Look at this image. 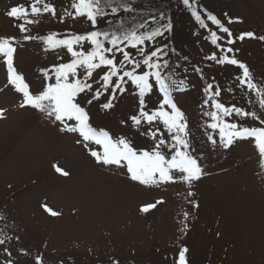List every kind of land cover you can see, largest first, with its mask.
<instances>
[{"label": "rangeland", "instance_id": "rangeland-1", "mask_svg": "<svg viewBox=\"0 0 264 264\" xmlns=\"http://www.w3.org/2000/svg\"><path fill=\"white\" fill-rule=\"evenodd\" d=\"M173 1L144 3L147 11H162ZM50 2L59 16L71 0ZM29 3L31 0H0V37L15 36L21 41L15 66L36 93L45 84L41 70L68 62L70 56L66 50L44 52L40 41L22 40L23 34L15 26L18 22L6 11ZM198 6L197 11L207 20L205 26L179 6L174 14L172 39L161 43L174 47L175 52L170 53L172 63L179 55L185 60L176 71L180 77L174 78L183 81L185 90L173 96L186 113L193 147L202 154V164L210 173L192 189L196 196L190 199L199 202V209L187 202L184 184L145 188L130 181L124 169L96 164L76 143V134L59 131L56 124L35 110L18 108L19 95L6 88L0 92V108L7 109L6 119H0V216L6 218L0 220V238L13 237L7 247L13 253L14 264H34L38 254H43L45 264H112L113 258L120 264H174L180 245L189 247L190 264H264V168L260 167L258 151L249 141L238 142L230 150L213 149L207 141L211 130L206 129V123L210 119L204 114L211 110L204 106L209 83L222 90L218 99L225 105L258 111L255 95L237 80L242 70L221 65L210 56L220 58L226 54L221 46L232 47L235 51L228 55L234 54L249 66L255 82L264 86V39H259L264 37V0H200ZM203 12L229 27L233 37L253 32L257 39L227 44L226 34ZM229 18L240 22L229 23ZM29 27V34L34 36L90 30L87 22L69 19L61 23L50 16ZM212 32L225 39L213 45ZM6 75L0 59V88L6 83ZM93 79H97L96 74ZM89 98L82 97L81 103L89 111L94 127L106 129L114 137H127L136 148L150 147V137L143 129L137 130L130 119L138 111L131 85L108 112L101 107L107 96L90 105L86 103ZM161 99L157 84L148 98V108L155 109ZM233 119L247 126L258 125L251 118ZM57 165L70 175L57 173ZM161 198L166 203L156 210L148 214L138 211L141 205ZM43 204L62 215L50 216ZM183 211L192 215L190 231L181 238L179 221ZM19 249L27 250L29 255H21ZM5 258L0 246V262Z\"/></svg>", "mask_w": 264, "mask_h": 264}, {"label": "snow or ice", "instance_id": "snow-or-ice-1", "mask_svg": "<svg viewBox=\"0 0 264 264\" xmlns=\"http://www.w3.org/2000/svg\"><path fill=\"white\" fill-rule=\"evenodd\" d=\"M136 0H71L70 6L58 16L55 4L50 0H31L29 4H17L6 11V15L17 21L15 25L22 33L24 42L40 41L44 52L66 50L70 60L41 70L45 80L44 87L34 93L15 66L18 47L21 41L15 36L0 37V59L6 68V83L0 92L11 88L20 97L17 107L32 109L53 124L59 131L76 134V140L87 150L95 163L110 169H124L127 178L145 188H161L181 183L186 185V199L193 209L200 204L195 199L192 189L210 173L202 164L203 156L197 153L192 144L189 122L185 111L172 95V89L179 87L174 79L170 53L175 49L161 40H167L173 32V23L165 13L152 11L142 12L136 7ZM183 4L192 8V15L201 20L200 13L193 7L192 0H183ZM44 16L66 20L84 21L90 30L83 33H66L61 35L51 32L45 36L30 35V27L41 22ZM220 32L226 34L227 44H235L237 40L257 39L253 32H243L233 37L229 27L224 26L215 16H208ZM229 23H239L229 18ZM101 23L105 27L101 28ZM167 34V35H166ZM225 36L211 33V43L218 45ZM264 39V37H259ZM87 45V49L85 48ZM220 58L216 54L210 56L212 61L221 65L235 66L242 70L237 77L239 84L245 86L249 93L256 97L258 111L245 110L235 105L227 106L218 98L221 89L209 83L206 87L207 100L205 108L211 110L204 114L209 117L206 129L207 141L213 149L217 147L230 150L238 142H252L260 157V167L264 168V86L254 80L249 66L241 62L232 47L226 49ZM61 60L63 56L59 57ZM103 69L102 73L99 70ZM203 76L202 70L197 69ZM94 74L97 79H93ZM183 81H180L182 84ZM94 84L98 87L94 88ZM159 85L162 93L161 102L155 109L148 108V98L155 85ZM129 85L137 95L138 111L130 119L137 130L143 129L152 141L150 147L139 149L124 136L114 137L108 130L92 125L89 111L81 103L82 97H89L87 104L107 96L101 105L105 112L115 107V101L129 90ZM6 108H0V119H6ZM257 121V126H247L238 119ZM55 171L68 177L70 173L57 166ZM164 199L146 203L138 211L148 214L165 204ZM44 211L52 217L62 214L43 204ZM188 211L182 212L179 221L181 238L190 231ZM6 218L0 216V220ZM220 233H217L219 236ZM18 241L19 237H15ZM13 237L5 235L0 238L3 254L6 257L0 264H14L13 253L7 245ZM21 255L28 256L25 249L18 250ZM190 249L180 245L178 253L173 257L174 264H190ZM34 264H45L43 254L34 258ZM63 264V262H61ZM112 264H120L113 258Z\"/></svg>", "mask_w": 264, "mask_h": 264}, {"label": "trees", "instance_id": "trees-1", "mask_svg": "<svg viewBox=\"0 0 264 264\" xmlns=\"http://www.w3.org/2000/svg\"><path fill=\"white\" fill-rule=\"evenodd\" d=\"M200 0H192V4H193V7L198 10L199 9V6H198V2ZM178 2V3H177ZM179 6H182L183 9L188 12L190 15H192V8H188L186 7L184 4H183V0H174L172 3L168 4L167 5V8L166 9H163L162 11H152V12H155V13H160V12H163L166 14V16L171 20V22L173 23L174 22V14L175 12L177 11L178 7ZM135 7L139 10V11H142V12H146L147 11V7L144 3V0H136V4H135ZM166 7V6H165ZM170 8V9H169ZM203 14H206L208 16H214L212 14H208V12H203ZM201 15V13H200ZM193 16V15H192ZM195 18V16H193ZM196 20V18H195ZM197 21V20H196ZM209 22L213 25H215L211 20H209ZM198 23L201 25V26H205V24L207 23V20L203 19L202 16H201V20L198 21ZM105 27V25H103ZM217 26V25H216ZM103 27V28H104ZM167 35V34H166ZM172 39V34L170 35V37L167 39V40H170ZM170 48H174L171 44L169 46ZM180 56V55H179ZM177 57L175 58V61L172 63L174 66H173V72H174V78L176 77H180L179 73L176 72L177 70H179L181 68V64L185 62V60L183 59V57ZM188 63V61H187ZM177 81V84L179 85V87H174L172 89V95H175L177 96L179 93H180V89L184 88L185 90V86L183 84H180V80H176ZM181 86V87H180Z\"/></svg>", "mask_w": 264, "mask_h": 264}]
</instances>
